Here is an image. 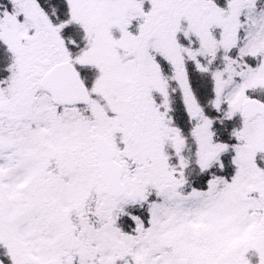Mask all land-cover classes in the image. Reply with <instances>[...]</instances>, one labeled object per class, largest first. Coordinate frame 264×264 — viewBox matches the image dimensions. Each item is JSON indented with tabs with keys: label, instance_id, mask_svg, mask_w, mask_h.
Wrapping results in <instances>:
<instances>
[{
	"label": "snow or ice",
	"instance_id": "1",
	"mask_svg": "<svg viewBox=\"0 0 264 264\" xmlns=\"http://www.w3.org/2000/svg\"><path fill=\"white\" fill-rule=\"evenodd\" d=\"M0 264H264V0H0Z\"/></svg>",
	"mask_w": 264,
	"mask_h": 264
}]
</instances>
